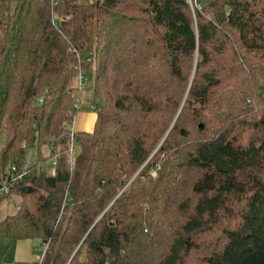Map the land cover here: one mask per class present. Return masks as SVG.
Here are the masks:
<instances>
[{
  "label": "trees",
  "instance_id": "1",
  "mask_svg": "<svg viewBox=\"0 0 264 264\" xmlns=\"http://www.w3.org/2000/svg\"><path fill=\"white\" fill-rule=\"evenodd\" d=\"M0 139L41 264H264V0H0Z\"/></svg>",
  "mask_w": 264,
  "mask_h": 264
},
{
  "label": "crops",
  "instance_id": "2",
  "mask_svg": "<svg viewBox=\"0 0 264 264\" xmlns=\"http://www.w3.org/2000/svg\"><path fill=\"white\" fill-rule=\"evenodd\" d=\"M82 113L79 117H75L73 128L74 130H89L93 127L95 121V113ZM86 129V127H88ZM43 246L39 241L29 238H22L11 240L6 246L2 264H41L42 263V249ZM40 252L38 257L36 253Z\"/></svg>",
  "mask_w": 264,
  "mask_h": 264
},
{
  "label": "rangeland",
  "instance_id": "3",
  "mask_svg": "<svg viewBox=\"0 0 264 264\" xmlns=\"http://www.w3.org/2000/svg\"><path fill=\"white\" fill-rule=\"evenodd\" d=\"M87 79H84L85 76ZM84 75L81 77L83 78V83H82V86H83V89L82 91L80 92V102H81V107L82 109L78 112V117L82 114V113H88L89 116H92L91 114V111L87 110L86 107H88L90 104H91V101L93 99L92 97V92L88 89V87H90L91 85V80L89 78V75L84 73ZM69 128V127H68ZM89 128L86 127V129ZM93 127H91L89 130H86V131H91ZM2 145V139H0V146ZM46 150V149H44ZM28 161L29 162H34V157L31 156V154H35L36 153V148L34 147L33 149H30L28 150ZM78 153V146L77 144L74 145V152L73 154H77ZM45 167L46 169L48 170H51L52 169V163H50V161L46 162L45 163ZM15 206L11 203L8 205L7 208H5V212H13L15 211ZM218 232H215L214 233V236L212 237L213 239H216L218 237ZM39 241V240H38ZM11 242V240H8V239H0V253L1 252H4V250H6V246L7 244ZM39 244L41 245V247L43 246V243H41V241H39ZM42 250V249H41ZM36 255L39 257L41 255L40 252L36 253Z\"/></svg>",
  "mask_w": 264,
  "mask_h": 264
},
{
  "label": "built area",
  "instance_id": "4",
  "mask_svg": "<svg viewBox=\"0 0 264 264\" xmlns=\"http://www.w3.org/2000/svg\"><path fill=\"white\" fill-rule=\"evenodd\" d=\"M89 2H93L94 0H88ZM80 78H81V76H80ZM72 129V131H74V128L72 127L71 128ZM70 151L71 152H73L74 151V145L73 144H71V146H70ZM52 164H54V161H52ZM43 254V253H42Z\"/></svg>",
  "mask_w": 264,
  "mask_h": 264
},
{
  "label": "water",
  "instance_id": "5",
  "mask_svg": "<svg viewBox=\"0 0 264 264\" xmlns=\"http://www.w3.org/2000/svg\"><path fill=\"white\" fill-rule=\"evenodd\" d=\"M198 128H199V130H201V129L203 128V125L200 124V125L198 126Z\"/></svg>",
  "mask_w": 264,
  "mask_h": 264
}]
</instances>
